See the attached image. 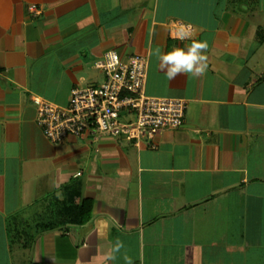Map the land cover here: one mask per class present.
Here are the masks:
<instances>
[{"label":"crops","instance_id":"1","mask_svg":"<svg viewBox=\"0 0 264 264\" xmlns=\"http://www.w3.org/2000/svg\"><path fill=\"white\" fill-rule=\"evenodd\" d=\"M193 40L207 72L169 81L154 50ZM108 49L147 57L145 93L184 99L181 125L153 147L50 142L32 97L101 82ZM129 260L264 264V0H0V264Z\"/></svg>","mask_w":264,"mask_h":264},{"label":"built area","instance_id":"2","mask_svg":"<svg viewBox=\"0 0 264 264\" xmlns=\"http://www.w3.org/2000/svg\"><path fill=\"white\" fill-rule=\"evenodd\" d=\"M35 15L34 4L28 6ZM172 37H191L193 26L182 21L170 23ZM181 39L182 32L189 31ZM102 80L97 84L72 87L63 105L40 96L32 97L36 121L52 143L69 135H90L92 139L122 138L135 145L142 140L150 147L165 130L181 125L186 101L178 97L151 96L145 93L148 59L141 54L120 55L108 49L95 61ZM80 171L76 172L79 175Z\"/></svg>","mask_w":264,"mask_h":264},{"label":"clouds","instance_id":"3","mask_svg":"<svg viewBox=\"0 0 264 264\" xmlns=\"http://www.w3.org/2000/svg\"><path fill=\"white\" fill-rule=\"evenodd\" d=\"M190 34V30L184 31L180 38H188ZM207 49V41L193 40L186 47H173L167 52L157 47L153 54L159 60L160 71L169 81H173L180 75L192 77L204 75L208 69V56L205 54ZM116 247L117 250L123 247L122 242L118 241ZM129 264H131L130 260Z\"/></svg>","mask_w":264,"mask_h":264},{"label":"rangeland","instance_id":"4","mask_svg":"<svg viewBox=\"0 0 264 264\" xmlns=\"http://www.w3.org/2000/svg\"><path fill=\"white\" fill-rule=\"evenodd\" d=\"M100 74H101V72H100ZM13 250V249H12Z\"/></svg>","mask_w":264,"mask_h":264}]
</instances>
